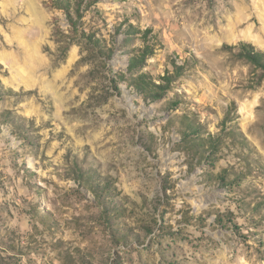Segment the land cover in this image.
I'll return each instance as SVG.
<instances>
[{"label":"rangeland","instance_id":"rangeland-1","mask_svg":"<svg viewBox=\"0 0 264 264\" xmlns=\"http://www.w3.org/2000/svg\"><path fill=\"white\" fill-rule=\"evenodd\" d=\"M65 1L0 0V264H264V0Z\"/></svg>","mask_w":264,"mask_h":264},{"label":"trees","instance_id":"trees-1","mask_svg":"<svg viewBox=\"0 0 264 264\" xmlns=\"http://www.w3.org/2000/svg\"><path fill=\"white\" fill-rule=\"evenodd\" d=\"M55 7H58L60 9H66V11L70 10V1H65V0H54ZM133 32L137 31H132L131 29L127 30L126 35L129 36L133 34ZM150 47L147 46L146 48L143 49V54H140L139 57H132L130 61V71H133L137 69L139 66H142L145 62V57L147 55H150L153 51L152 49H149ZM236 55L241 58L245 59L249 63H251L254 67L257 69H260L262 73L264 74V50L259 49L258 47L247 43V42H241L236 48ZM150 50V51H149ZM171 63L173 64L174 67V74L179 75L180 74V69L181 66L175 63L173 59L170 60ZM172 75H167L164 76V80L167 83H156L150 75L147 73H140L138 75L132 74L128 80H129V85L134 86L136 90L143 94L145 97H150L152 96V99L156 100L155 97L159 98L167 90H169L171 87L169 83L172 81L171 79ZM229 134L234 135V131H229ZM220 136L216 137H210V143H211V149H210V157L213 156L212 149L215 147L216 143L220 140ZM204 144V142H201ZM200 143V146H201Z\"/></svg>","mask_w":264,"mask_h":264}]
</instances>
